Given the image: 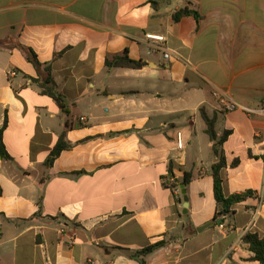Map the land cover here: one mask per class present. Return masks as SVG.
Segmentation results:
<instances>
[{
  "label": "crops",
  "instance_id": "crops-1",
  "mask_svg": "<svg viewBox=\"0 0 264 264\" xmlns=\"http://www.w3.org/2000/svg\"><path fill=\"white\" fill-rule=\"evenodd\" d=\"M185 7L203 19L174 23ZM125 50L146 67H106ZM201 110L231 131L225 196H246L220 220ZM0 129V264H140L161 241L146 264H260L243 237H264V0H0Z\"/></svg>",
  "mask_w": 264,
  "mask_h": 264
},
{
  "label": "trees",
  "instance_id": "trees-1",
  "mask_svg": "<svg viewBox=\"0 0 264 264\" xmlns=\"http://www.w3.org/2000/svg\"><path fill=\"white\" fill-rule=\"evenodd\" d=\"M156 8L159 7L156 6ZM187 17H192L197 22H200L203 19V16L199 13V11L192 10L188 7L179 9L172 15L174 23H179L182 19ZM34 63L39 64L37 60H34ZM105 65L109 69L128 68L140 70L146 67V63L144 61H136L131 59L128 50H125L122 54L116 55L111 59H107ZM46 71L48 73V76L41 83L42 93L55 99L56 102H58L59 105L62 107L63 111L68 114L69 111L67 107L62 103V96L60 94H56L57 85L54 79L52 78L50 67H48ZM201 115L207 125L206 133L208 134L210 140L214 142V156L219 159L218 162L213 165L212 177L214 181V197L218 205V212L215 215V220H220L225 216L231 215L233 212V208L236 205L244 202L246 200V196L232 195L226 197L223 192V179L221 172L226 167V160L222 152V146L227 141L228 137L231 135V131H225L221 137H218L215 131L217 117H209L205 110H201ZM2 137L3 129H0V155L3 159L10 160V156L5 150ZM71 148L72 146L66 140V135L63 134L60 137L57 145L51 152L49 158L47 159L46 165L48 167H52V165L54 164L56 159H58L61 153ZM191 181L192 174L186 173L182 181V185L188 186ZM174 187H177V185H175ZM243 242L244 244L249 246V250L254 254L252 260L259 262L260 264H264V237L262 238L258 234L248 233L243 237ZM166 244L167 243L165 241L158 242L142 251L137 252L136 254H131L130 258L137 259L140 264H146L145 258L154 251L166 246Z\"/></svg>",
  "mask_w": 264,
  "mask_h": 264
},
{
  "label": "built area",
  "instance_id": "built-area-1",
  "mask_svg": "<svg viewBox=\"0 0 264 264\" xmlns=\"http://www.w3.org/2000/svg\"><path fill=\"white\" fill-rule=\"evenodd\" d=\"M153 39L155 41H158V42H164V38H162V37H155ZM159 49L162 50L161 47ZM164 58L165 59H169L170 58V53L167 50L164 52ZM214 97H216L218 99L220 106L225 111L233 112V111L237 110L238 105L236 104V102L226 92L216 91L214 93ZM245 111L252 112L251 110H248V109H245ZM82 121H84V119H82ZM176 145H177V148L179 150H183L184 149V142H183L181 133H178V135H177Z\"/></svg>",
  "mask_w": 264,
  "mask_h": 264
},
{
  "label": "water",
  "instance_id": "water-1",
  "mask_svg": "<svg viewBox=\"0 0 264 264\" xmlns=\"http://www.w3.org/2000/svg\"><path fill=\"white\" fill-rule=\"evenodd\" d=\"M181 190H182V194L184 195V208H185V211L184 213L186 214L187 213V209L189 207V199H188V196L186 195V189H185V185H181L180 186ZM215 222H211L209 224H207L206 226H204L205 228L207 227H210V226H213ZM200 231V230H199Z\"/></svg>",
  "mask_w": 264,
  "mask_h": 264
}]
</instances>
